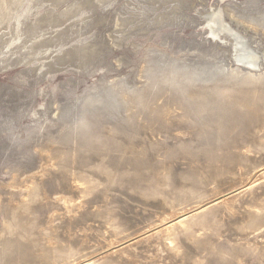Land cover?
Masks as SVG:
<instances>
[{
  "label": "rangeland",
  "instance_id": "obj_1",
  "mask_svg": "<svg viewBox=\"0 0 264 264\" xmlns=\"http://www.w3.org/2000/svg\"><path fill=\"white\" fill-rule=\"evenodd\" d=\"M0 264H264V0H0Z\"/></svg>",
  "mask_w": 264,
  "mask_h": 264
},
{
  "label": "bare ground",
  "instance_id": "obj_2",
  "mask_svg": "<svg viewBox=\"0 0 264 264\" xmlns=\"http://www.w3.org/2000/svg\"><path fill=\"white\" fill-rule=\"evenodd\" d=\"M215 17H216V16H215ZM216 19H217V22H220V21H219V17H216ZM217 24H218V23H217ZM209 27H210V26H209ZM211 28H212V27H211ZM211 28H209V31H210L211 35H212V34H215V33H214V29L212 30ZM219 28H220V27H219ZM218 32H220V31H218ZM220 33H221V32H220ZM233 50H234V46H233ZM240 50H241V49H240ZM233 52H234V51H233ZM241 53H242V54H241ZM241 53H240V55H239V57H238V60H239V61H243V62L249 61V59H250V57H251V56H249L250 54H249V55H245V54L243 55V52H241ZM233 56L235 57V52H234V55H233ZM246 56H249V59H247ZM252 58H253V57H252ZM235 60H237V57H236ZM250 60H251V59H250ZM251 61H252V60H251ZM252 62H254V59H253ZM248 63H249V62H248ZM262 176H263V174H262ZM260 178H261V177H260ZM257 180H258V179H257ZM251 182H252V180H251ZM252 183H253V182H252ZM249 184H250V182H249ZM250 185H251V184H250Z\"/></svg>",
  "mask_w": 264,
  "mask_h": 264
},
{
  "label": "water",
  "instance_id": "obj_3",
  "mask_svg": "<svg viewBox=\"0 0 264 264\" xmlns=\"http://www.w3.org/2000/svg\"><path fill=\"white\" fill-rule=\"evenodd\" d=\"M212 37V36H211ZM213 38V37H212Z\"/></svg>",
  "mask_w": 264,
  "mask_h": 264
}]
</instances>
